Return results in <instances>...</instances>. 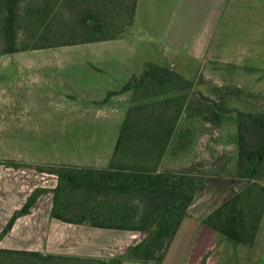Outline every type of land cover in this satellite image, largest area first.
I'll return each mask as SVG.
<instances>
[{
    "label": "trees",
    "instance_id": "16d2710c",
    "mask_svg": "<svg viewBox=\"0 0 264 264\" xmlns=\"http://www.w3.org/2000/svg\"><path fill=\"white\" fill-rule=\"evenodd\" d=\"M136 4L137 0H0V55L123 38L133 24ZM192 90L193 83L171 68L148 62L120 91L131 92V104L106 168L32 167L57 177L50 190L51 218L90 228L142 232L146 237L141 242L109 259L0 249V264H161L188 209L227 165L204 170L206 166L193 162L179 170L160 171L166 158L189 151L199 126H219L227 120L229 110L210 107L205 98L198 100L202 105L193 112ZM184 116L188 123L180 125ZM232 121L234 151L227 161L233 188L203 225L220 242L251 248L264 214V112L237 111ZM239 184L243 185L237 191ZM46 192L35 190L2 234Z\"/></svg>",
    "mask_w": 264,
    "mask_h": 264
},
{
    "label": "rangeland",
    "instance_id": "374dc122",
    "mask_svg": "<svg viewBox=\"0 0 264 264\" xmlns=\"http://www.w3.org/2000/svg\"><path fill=\"white\" fill-rule=\"evenodd\" d=\"M148 62L193 83V112L202 105L200 98L229 110L219 126H199L189 151L166 158L160 168L179 170L198 162L210 170L226 163L225 173L205 187L197 207L202 211L219 204L233 188L227 161L234 151L232 118L237 111L264 112V0H138L123 38L0 55V154L28 157L35 160L32 167L77 160L100 165L113 152L125 118L122 110L130 101L121 92L119 102L113 96L111 104L91 103L89 86L112 79L117 87L128 73L139 76ZM184 120L180 125L188 123ZM4 227L0 222V232ZM221 249L213 247L210 257L224 261L227 249L223 254ZM194 252L187 264H193Z\"/></svg>",
    "mask_w": 264,
    "mask_h": 264
},
{
    "label": "crops",
    "instance_id": "0c3cea01",
    "mask_svg": "<svg viewBox=\"0 0 264 264\" xmlns=\"http://www.w3.org/2000/svg\"><path fill=\"white\" fill-rule=\"evenodd\" d=\"M100 73L104 74L105 72L103 70ZM114 74L115 72L112 73L113 76ZM131 75L134 74L128 73L117 87L113 84L112 79L110 83H92L89 86L92 99H94L91 103L111 104L115 100L119 102V97L123 94L129 99L130 106L131 92H123L121 94L120 91ZM110 93L114 94L106 100ZM113 96L116 97L115 100ZM129 106L127 104L128 108ZM127 109L122 111L126 113ZM112 155L113 152L108 156L109 158L105 157L100 165L86 164V162L82 164L79 160L75 163L61 165L103 169L109 165L108 161L110 162ZM85 159H88V157H83L82 160ZM10 162L20 166H10L8 165ZM30 162H35V160L18 155L0 154V222L5 224L4 229L13 215L23 208L27 199L35 190H48V192L37 198L27 214L19 216L14 221L12 227L5 234H2L4 229L0 232V249L109 259L124 254L130 246L141 242L146 237V234L142 232H135L134 235H123L119 232L128 231L66 224L51 218L50 209H52V202L49 196H52L50 190L56 187L57 177L37 172L29 165L31 164ZM44 196H48V200L45 199L44 201V213H46L42 216L39 206L42 198H45ZM199 200L188 209V215L182 220L161 264H187L186 257L190 256L193 249H195L193 264H264V258L261 256L264 251V226L262 225L264 214L252 247L238 249V247L234 248L224 242H220L216 234L203 225L205 217L218 208L224 200L214 206L206 207L202 211L197 207ZM49 201L50 203L48 204ZM200 211L201 214L199 215ZM217 246H223L224 250L225 248L227 249L224 261L221 258L218 260V257H210V250ZM223 249H221L222 254L224 253ZM236 250H240V252L236 254ZM239 255L242 257L241 263H237Z\"/></svg>",
    "mask_w": 264,
    "mask_h": 264
}]
</instances>
